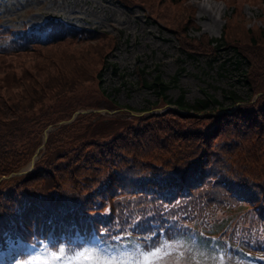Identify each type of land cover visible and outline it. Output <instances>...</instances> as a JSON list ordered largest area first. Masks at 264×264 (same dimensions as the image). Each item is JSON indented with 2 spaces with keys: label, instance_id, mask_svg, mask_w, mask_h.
Returning <instances> with one entry per match:
<instances>
[{
  "label": "trees",
  "instance_id": "obj_1",
  "mask_svg": "<svg viewBox=\"0 0 264 264\" xmlns=\"http://www.w3.org/2000/svg\"><path fill=\"white\" fill-rule=\"evenodd\" d=\"M159 1L167 9L177 8L160 19L179 33L182 49L213 56L218 45H230L246 62L242 73L246 84L264 89V26H245L239 10H234L220 37L201 33L198 39L184 31L187 18L180 0ZM139 2L152 6V0ZM173 15L174 22L169 19ZM48 22L43 38L28 29L0 26V174L27 161L32 136L58 118L42 117L44 105L81 85L87 72L97 76L113 45L110 35L96 29ZM98 37L106 41L98 42ZM49 43L75 45L70 51L61 49L55 59L54 50L42 55ZM35 49L42 54L28 66L9 64L15 54ZM200 110L203 113L194 114L169 107L161 113L137 114L108 138H81L57 150L60 143L48 135L45 142L52 143L31 169L0 180V246L15 235L31 239L32 233L46 230L57 236L60 231L91 227L111 231L124 224H134V231L156 242L161 233L179 231L182 219L202 218L207 223L215 208L231 205L237 210L221 233L249 248L263 243L264 91L253 99L249 94L231 109L209 112L212 109L203 103L195 111ZM158 142L165 146L158 147ZM248 143L259 146L258 152Z\"/></svg>",
  "mask_w": 264,
  "mask_h": 264
},
{
  "label": "rangeland",
  "instance_id": "obj_2",
  "mask_svg": "<svg viewBox=\"0 0 264 264\" xmlns=\"http://www.w3.org/2000/svg\"><path fill=\"white\" fill-rule=\"evenodd\" d=\"M139 1L0 0V21L8 26L19 25L20 20L31 25L45 16L59 14L68 21L90 25L113 38V45L106 52L97 76L95 72H87L89 76L81 85L65 92L64 97L54 98L44 105L42 117L51 114L58 118L32 136L28 147L33 149L28 160L16 170L1 173L0 180L10 179L13 175L31 169L34 159L51 145L52 142H45L48 135L55 138L53 142L60 143L55 148L57 150L61 145L74 143L81 138H108L127 125L136 113H161L168 111L171 105L193 112L201 108L203 103L208 109L218 107L216 109L221 111L243 102L249 94L253 99L264 91L252 89L243 80L246 62L234 53L230 45L223 46L218 41L220 45L213 56L212 53L202 52L188 54L182 49L176 37L179 33L164 26L160 19L167 11L176 12V6L167 9L164 2L154 0L153 3L152 0V6L148 8ZM214 1L223 3L217 16L202 6L201 0L179 1V5L185 7L181 10L187 18L184 31L188 36L199 37L204 33L208 37H220L226 25L225 19L232 17L234 10H239L245 26H264V0ZM40 12L43 14L39 17L37 13ZM169 19L174 22L176 18ZM97 41L105 42L106 39L98 37ZM73 45L49 43L43 46V54L37 49L18 53L9 64L28 66L41 56L39 54L44 56L47 50H54L51 58L57 59L61 49L70 51ZM246 60L249 69L251 63ZM261 79H264V72ZM74 107L79 111L69 115L68 112ZM203 111L193 113L200 114ZM45 130L46 135H43ZM43 136L46 138L43 139ZM159 145L165 146L158 142ZM258 148L249 144L250 150L258 152ZM129 150L134 153L130 147ZM260 156L261 153L258 155L259 166L264 161ZM235 209L234 205L217 207L215 215L207 223L201 222L205 220L202 218L182 219L179 232L160 242H152L134 231V224L130 227L124 224L126 226L111 231L101 228L100 231H83L85 235L76 233L68 243L59 241L51 244L47 238L39 235L32 243L11 240L8 247L4 246L0 250V263L145 264L147 256V264H264V240L258 246L252 245V250L231 240L229 235L220 233ZM133 220L132 217L127 222ZM68 248L75 251L68 253ZM18 252L21 254L18 255ZM150 252H156V255L148 256Z\"/></svg>",
  "mask_w": 264,
  "mask_h": 264
},
{
  "label": "bare ground",
  "instance_id": "obj_3",
  "mask_svg": "<svg viewBox=\"0 0 264 264\" xmlns=\"http://www.w3.org/2000/svg\"><path fill=\"white\" fill-rule=\"evenodd\" d=\"M200 3L202 6L212 11L216 16L220 14V9L223 5V3L214 0H201Z\"/></svg>",
  "mask_w": 264,
  "mask_h": 264
},
{
  "label": "snow or ice",
  "instance_id": "obj_4",
  "mask_svg": "<svg viewBox=\"0 0 264 264\" xmlns=\"http://www.w3.org/2000/svg\"><path fill=\"white\" fill-rule=\"evenodd\" d=\"M158 251H159V249L156 250V252H158ZM156 252H150L147 255L148 256H155L156 255ZM104 264H111V262H104ZM145 264H147V256H145Z\"/></svg>",
  "mask_w": 264,
  "mask_h": 264
},
{
  "label": "water",
  "instance_id": "obj_5",
  "mask_svg": "<svg viewBox=\"0 0 264 264\" xmlns=\"http://www.w3.org/2000/svg\"><path fill=\"white\" fill-rule=\"evenodd\" d=\"M171 107H174L176 109L182 110V109H180V108H178L177 106H174V105H171ZM193 112H196V111H193ZM45 135H46V132H45Z\"/></svg>",
  "mask_w": 264,
  "mask_h": 264
}]
</instances>
